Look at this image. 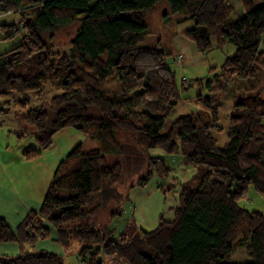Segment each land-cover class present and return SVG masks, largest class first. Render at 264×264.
Wrapping results in <instances>:
<instances>
[{
  "label": "trees",
  "instance_id": "16d2710c",
  "mask_svg": "<svg viewBox=\"0 0 264 264\" xmlns=\"http://www.w3.org/2000/svg\"><path fill=\"white\" fill-rule=\"evenodd\" d=\"M160 1L0 0V12L22 17L20 25L0 24V42L21 39L0 54V94L46 87L55 92L25 113V121L36 128L38 147H26L24 159L42 156L54 135L68 128L99 144L90 151L79 144L58 164L41 208L30 210L16 229L0 217V243L19 248L17 255H0V264H65L63 256L34 248L38 241L50 239L51 228L65 250L72 241L81 245L82 264H264V214L241 205L250 187L264 197V99L257 94L236 102L228 142L221 148L211 133L218 118L210 97H198L197 103L211 111L212 124L198 126L193 114H185L174 121L177 140L173 131L162 133L181 91L166 54L141 45L149 32L146 19ZM166 1L183 15L180 21H194L195 27L184 36L197 51L210 50L213 36L235 46L220 67L210 68L213 79L205 85L196 79L187 87L222 92L234 78L251 79L264 71V5L239 0L244 15L227 23L234 11L228 0ZM77 21L68 52L56 49L52 40L57 30ZM110 77L120 86L118 94H110ZM186 85L183 81L181 87ZM138 89L137 104L131 93ZM30 101L24 96L6 103L27 107ZM92 107L99 116L90 114ZM0 111L8 114L10 108ZM156 149L180 152L185 163L198 167L181 185L172 221L151 231L126 223L118 238L107 226L73 225L123 201L119 186L124 172L145 170L139 185L153 175L152 164L167 176L165 158L150 156ZM95 197L101 203L86 209ZM242 241L251 261L230 263Z\"/></svg>",
  "mask_w": 264,
  "mask_h": 264
},
{
  "label": "rangeland",
  "instance_id": "374dc122",
  "mask_svg": "<svg viewBox=\"0 0 264 264\" xmlns=\"http://www.w3.org/2000/svg\"><path fill=\"white\" fill-rule=\"evenodd\" d=\"M253 3L258 7L264 5V0H253ZM228 5L232 6L234 11L227 23L244 15L239 0H228ZM181 17L183 15L173 12L166 0L160 1L146 19L149 32L141 43L142 46L157 47L166 54V64L176 73L181 91L179 102L166 120L162 133L173 131L174 138L177 140L178 127L174 121L185 114H193L195 124L198 126L212 124L211 111L197 103L198 97H210L214 100L218 118L211 133L216 140L217 147L221 148L228 142V132L231 127L230 115L235 109L236 102L257 94H261L264 99V71L259 72L256 77L251 79L234 78L222 92L210 91L208 87H187L196 79L202 80L204 85L206 80L213 79L214 73L210 71V68L220 67L228 55L235 53V46L223 38L213 36L210 50L203 53L197 51L194 42L184 36V32L193 29L195 23L190 19L180 21ZM79 25L80 21H77L69 27L57 30L52 40L54 47L68 52ZM1 33L0 31V36ZM5 51L2 50V43H0V53ZM180 54L183 56L181 60L178 59ZM218 72L219 70L216 73ZM183 81L187 84L185 88L181 87ZM107 87L111 95L119 93L120 86L115 77L108 79ZM54 95L55 92L49 90L48 87L26 94L22 92H14L10 95L0 94V109L10 108L8 114H2L0 111V177L5 174L10 182L11 180L16 182L17 189L25 198L32 196L43 200L58 164L77 145L81 144L84 151L99 147L97 141L76 129L68 128L54 135L52 146L44 151L42 156L34 160L24 159L22 152L26 147H38L35 138L36 128L25 121V113L28 109L36 108L50 100ZM24 96H28L31 100L27 107L6 103L13 97L22 99ZM131 96L138 104L141 89L132 92ZM89 112L94 116L100 115L95 107H92ZM150 153V156L162 155L165 158V165L169 168L167 176H163L158 166L152 164L150 169L153 175L145 185H139L138 180L146 176L145 170L141 169L134 174L124 172L123 182L119 186V190L123 193V201L117 205H109L101 215L75 221L73 225L95 228L107 226L113 229L112 237L118 238L126 223L145 231H151L163 221H172L174 209L179 205L181 185L193 178L198 167L185 163L180 152L166 153L162 149H156ZM99 203H101L100 197H95L86 209H92ZM241 205L249 211H259L264 214V197L257 193L253 187H250L247 196L241 201ZM114 212L117 214L112 215ZM16 227L13 226V229ZM55 237L56 230L51 228L50 239L41 244L37 242L34 248L58 251L64 257L65 264H82L78 259L81 245L72 241L65 251L54 240ZM244 243L245 241H242L237 244L234 254L229 260L230 263L251 261Z\"/></svg>",
  "mask_w": 264,
  "mask_h": 264
},
{
  "label": "crops",
  "instance_id": "0c3cea01",
  "mask_svg": "<svg viewBox=\"0 0 264 264\" xmlns=\"http://www.w3.org/2000/svg\"><path fill=\"white\" fill-rule=\"evenodd\" d=\"M21 21L22 17L19 13L0 12V24L20 25ZM20 42L21 39L16 38L11 41H5L0 43H2V50L8 51L13 47L17 46ZM11 182L8 180L7 175L5 174L0 177V217H3L13 228V226L19 225V223L26 217L30 210L38 211L41 208L43 200L41 198H36L32 196L26 198L23 197L20 191L17 189L16 182H14L13 180H11ZM46 240L38 241V243L41 244L43 241ZM38 250L46 249L39 248ZM48 251L56 253L58 255L61 254L58 251ZM18 253L19 248L17 244L0 243V255H17Z\"/></svg>",
  "mask_w": 264,
  "mask_h": 264
},
{
  "label": "built area",
  "instance_id": "2783aa9c",
  "mask_svg": "<svg viewBox=\"0 0 264 264\" xmlns=\"http://www.w3.org/2000/svg\"><path fill=\"white\" fill-rule=\"evenodd\" d=\"M182 58H183V56L180 54V55L178 56V59L181 60Z\"/></svg>",
  "mask_w": 264,
  "mask_h": 264
}]
</instances>
